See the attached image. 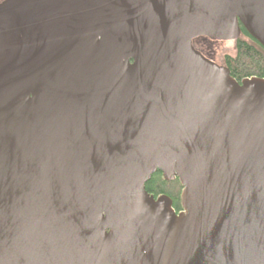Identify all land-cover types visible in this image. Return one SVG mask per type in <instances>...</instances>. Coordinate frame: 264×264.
<instances>
[{
  "label": "water",
  "instance_id": "water-1",
  "mask_svg": "<svg viewBox=\"0 0 264 264\" xmlns=\"http://www.w3.org/2000/svg\"><path fill=\"white\" fill-rule=\"evenodd\" d=\"M241 26L264 0H0V264H264V78L192 44Z\"/></svg>",
  "mask_w": 264,
  "mask_h": 264
},
{
  "label": "trees",
  "instance_id": "trees-1",
  "mask_svg": "<svg viewBox=\"0 0 264 264\" xmlns=\"http://www.w3.org/2000/svg\"><path fill=\"white\" fill-rule=\"evenodd\" d=\"M242 34L234 42V53L226 54L223 63L229 68L230 74L238 82L243 78L256 76L264 78V47L252 38L241 26ZM145 189L154 197L160 194L169 196L173 207L181 210L180 193L182 186L176 178L172 181L164 180L160 171L152 174L146 182Z\"/></svg>",
  "mask_w": 264,
  "mask_h": 264
},
{
  "label": "rangeland",
  "instance_id": "rangeland-1",
  "mask_svg": "<svg viewBox=\"0 0 264 264\" xmlns=\"http://www.w3.org/2000/svg\"><path fill=\"white\" fill-rule=\"evenodd\" d=\"M195 44L197 46L200 45L198 40H196ZM212 47H214L212 50H208L209 48H207L206 53L209 54L212 57V59L215 60L216 63H223L224 62L223 57L226 54H232L235 51L233 41L217 42V43H214ZM203 48L205 49L206 47L204 46Z\"/></svg>",
  "mask_w": 264,
  "mask_h": 264
},
{
  "label": "flooded vegetation",
  "instance_id": "flooded-vegetation-1",
  "mask_svg": "<svg viewBox=\"0 0 264 264\" xmlns=\"http://www.w3.org/2000/svg\"><path fill=\"white\" fill-rule=\"evenodd\" d=\"M242 34V31L240 32V35ZM196 40H198V42L200 43L199 46H197L195 44ZM209 41V42H207ZM235 41V40H233ZM217 42H223V41H216V40H211L207 37H204V36H199V37H196L192 40V44L193 46L200 52L202 53V55H204L206 58L210 59V60H213L212 57L206 53V49L209 48L208 50H212L214 47H212L214 45V43H217ZM213 43V44H212ZM206 47L205 49L203 47ZM215 61V60H213ZM220 65H224L226 66L224 63H219ZM227 67V66H226Z\"/></svg>",
  "mask_w": 264,
  "mask_h": 264
}]
</instances>
